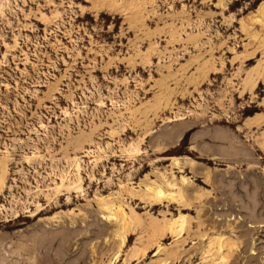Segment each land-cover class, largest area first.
Masks as SVG:
<instances>
[{
    "label": "rangeland",
    "instance_id": "rangeland-1",
    "mask_svg": "<svg viewBox=\"0 0 264 264\" xmlns=\"http://www.w3.org/2000/svg\"><path fill=\"white\" fill-rule=\"evenodd\" d=\"M0 175V264H264V0H0Z\"/></svg>",
    "mask_w": 264,
    "mask_h": 264
},
{
    "label": "bare ground",
    "instance_id": "bare-ground-1",
    "mask_svg": "<svg viewBox=\"0 0 264 264\" xmlns=\"http://www.w3.org/2000/svg\"><path fill=\"white\" fill-rule=\"evenodd\" d=\"M202 135V134H201ZM175 161H177V159H175ZM178 163H180L179 162V160H178ZM177 164V163H176ZM181 164V163H180ZM180 164H177V165H180ZM175 165V164H174ZM206 174V173H205ZM3 175V174H2ZM2 175H0V183L2 184V180H3V176ZM208 175V174H207ZM208 178V177H207ZM211 182V181H210ZM154 190V197L157 199V201H158V199L159 198H161V193L163 194V192H161V191H159L158 189H156V191H155V188L153 189ZM158 190V191H157ZM264 195V194H263ZM164 196V195H163ZM166 199V198H165ZM161 200H163V199H161ZM264 201V200H263ZM254 204V203H253ZM254 206H255V204H254ZM229 207V206H228ZM227 207V208H228ZM252 207V206H251ZM242 209H243V206L241 207ZM260 208V207H259ZM264 208V207H263ZM229 209V208H228ZM252 209H253V207H252ZM235 210V209H234ZM260 210H262V209H260ZM41 211V210H40ZM257 214V213H256ZM255 215V214H254ZM254 215H253V217L251 216L250 218L252 219V218H254L255 219V217H254ZM120 216V215H119ZM257 221V220H256ZM255 221V222H256ZM182 231V230H181Z\"/></svg>",
    "mask_w": 264,
    "mask_h": 264
}]
</instances>
